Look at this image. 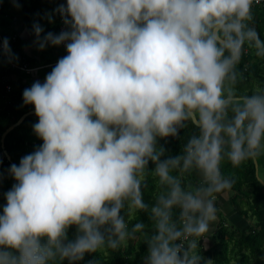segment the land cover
<instances>
[{
	"label": "clouds",
	"instance_id": "9594fccd",
	"mask_svg": "<svg viewBox=\"0 0 264 264\" xmlns=\"http://www.w3.org/2000/svg\"><path fill=\"white\" fill-rule=\"evenodd\" d=\"M253 3L66 0L42 17L60 16L58 34L33 23L38 50L67 54L22 93L42 144L8 169L0 264H77L140 237L141 264H212L201 251L215 197L234 183L222 165L264 156V88L238 89L245 52L264 58ZM4 57L18 59L7 38ZM185 129L179 153L167 154L159 140Z\"/></svg>",
	"mask_w": 264,
	"mask_h": 264
},
{
	"label": "trees",
	"instance_id": "16d2710c",
	"mask_svg": "<svg viewBox=\"0 0 264 264\" xmlns=\"http://www.w3.org/2000/svg\"><path fill=\"white\" fill-rule=\"evenodd\" d=\"M64 0H19L18 11L26 22L28 28L32 29L34 22L39 21L44 25L47 21L42 19L45 13L52 12ZM254 19L250 26H254L264 41V8L253 6ZM61 18L57 14L51 29L58 34ZM14 43H9L13 52H16ZM4 68L8 63L4 57ZM242 72V79L238 84V89L244 92H251L250 83L255 81L259 88H264V58H257L254 50H247L238 65ZM22 90V89H21ZM16 91L12 100L8 102L5 110L0 113V138L2 133L14 124L24 113L34 109L32 105L23 103L21 91ZM12 91V87H11ZM22 103V104H21ZM35 116L26 117L23 122L10 131L3 142L5 155L1 149L0 142V205L5 203L3 193L7 192L15 183L14 179L8 174L11 164H19L20 158L35 150L42 140L33 132L32 125L37 121ZM191 129L181 130L179 139L167 138L159 140V144L164 145L167 154L175 155L182 147L183 139L187 137ZM9 157V159H8ZM259 168L262 167L264 174V156L256 158ZM222 172L225 176L231 177L234 181L230 189L229 204L233 210L248 224L247 229L236 228L223 220L217 226L215 234L211 237L212 247L205 250L202 248L201 255L212 260V264H264V188L255 177L253 160H249L240 166L233 167L225 161L222 165ZM260 177V176H259ZM192 180V176L186 177ZM155 191V182L149 177V187L145 190V199L150 201L152 193ZM140 219L146 221L143 213L139 214ZM250 220L253 223L250 224ZM71 230L69 235L71 237ZM145 246L143 238L128 241L119 250L102 249L97 253L85 254L84 260L77 264H87L89 260H97L98 264H141ZM64 264H68L67 261Z\"/></svg>",
	"mask_w": 264,
	"mask_h": 264
},
{
	"label": "crops",
	"instance_id": "0c3cea01",
	"mask_svg": "<svg viewBox=\"0 0 264 264\" xmlns=\"http://www.w3.org/2000/svg\"><path fill=\"white\" fill-rule=\"evenodd\" d=\"M45 33L52 31L51 25L46 22L43 25ZM0 28L2 33L7 36H15V41L13 42L16 46L15 54L18 59L12 60L16 65H26L28 67L37 68V70L32 73L26 74L25 72L19 71L17 69L10 68L7 64L4 68L3 59H0V113L5 110L6 105L10 100L13 99L15 92L23 90V88H29L32 83L36 80L41 82L48 72L51 71L52 67L56 64L59 58L66 55V50L61 48V46H48L43 51L38 50L33 41L35 40L32 34V29L28 28L23 17L20 15L18 9L13 6L10 0H0ZM258 58V57H257ZM7 61V60H6ZM8 63V62H7ZM4 85H9L12 87V91L5 92L3 89ZM252 90L258 87L255 81H251L250 86ZM21 90V91H22ZM22 104V103H21ZM35 120L38 121L36 115H34ZM262 156L258 157L260 159ZM264 181V179L262 178ZM192 181H195V177L192 176ZM231 195L230 190L219 194L215 197L217 203V220L213 223V230L207 236V246L206 249L212 247L213 241L211 237L215 234L218 224L221 220L231 224L236 228H241L246 222L242 219L230 206L229 197ZM204 241H201V245ZM204 249V248H203Z\"/></svg>",
	"mask_w": 264,
	"mask_h": 264
},
{
	"label": "built area",
	"instance_id": "2783aa9c",
	"mask_svg": "<svg viewBox=\"0 0 264 264\" xmlns=\"http://www.w3.org/2000/svg\"><path fill=\"white\" fill-rule=\"evenodd\" d=\"M253 6H257V7H261V8H264V0H254V3H253ZM64 28V25L61 23L59 28H58V33ZM3 38H7L9 43H13L15 41V36H10V37H7L5 36L3 33H2V30L0 28V40H2ZM61 48H64L63 45H61ZM5 59L7 60L8 62V65L10 68H13V69H17L19 71H22V72H25L26 74H29V73H32L33 71L37 70V68H33V67H28L26 65H16L14 62H9L8 58L5 57ZM3 89L5 92H10L11 91V86L9 85H4L3 86Z\"/></svg>",
	"mask_w": 264,
	"mask_h": 264
},
{
	"label": "water",
	"instance_id": "95a60500",
	"mask_svg": "<svg viewBox=\"0 0 264 264\" xmlns=\"http://www.w3.org/2000/svg\"><path fill=\"white\" fill-rule=\"evenodd\" d=\"M66 2V0H64ZM32 115H35V112H34V109L31 110V111H28L26 113H24L14 124H12L11 126H9L1 135V138H0V142H1V149L3 150V154L5 155V151H4V145H3V142H4V139L6 137V135L12 131L15 127L19 126L23 120L28 117V116H32ZM9 159V157H8ZM253 164H254V168H255V177L257 178V180L259 181V183L261 184V186L264 188V181L259 177L258 175V163H257V160L256 158L253 159Z\"/></svg>",
	"mask_w": 264,
	"mask_h": 264
},
{
	"label": "rangeland",
	"instance_id": "374dc122",
	"mask_svg": "<svg viewBox=\"0 0 264 264\" xmlns=\"http://www.w3.org/2000/svg\"><path fill=\"white\" fill-rule=\"evenodd\" d=\"M259 176H260L261 179L262 178L264 179V174H263L262 167L259 168ZM249 222H250V224L253 223L252 220H250ZM247 227H248V224L241 225V229H243V230L247 229Z\"/></svg>",
	"mask_w": 264,
	"mask_h": 264
}]
</instances>
